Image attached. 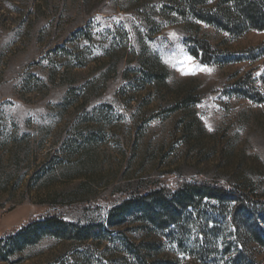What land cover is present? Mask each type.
Listing matches in <instances>:
<instances>
[{"label": "rangeland", "instance_id": "rangeland-1", "mask_svg": "<svg viewBox=\"0 0 264 264\" xmlns=\"http://www.w3.org/2000/svg\"><path fill=\"white\" fill-rule=\"evenodd\" d=\"M229 5L0 0V264H264V30L200 17Z\"/></svg>", "mask_w": 264, "mask_h": 264}, {"label": "trees", "instance_id": "trees-1", "mask_svg": "<svg viewBox=\"0 0 264 264\" xmlns=\"http://www.w3.org/2000/svg\"><path fill=\"white\" fill-rule=\"evenodd\" d=\"M228 1L230 3L229 7H220L214 13L200 17L209 23L218 24L225 30L236 32L238 34L251 29L264 30V0ZM250 52L258 53L259 56L264 57V43L257 48L252 49ZM250 78H253V76ZM261 81L264 86V70L261 76ZM248 88L249 89H244L245 91H242L243 95L258 101L264 100V93L259 87L251 84ZM178 185V190L181 192V201L179 202L184 204L191 203L196 197H199L200 199L209 198L219 201L245 200V197H243L244 193H240L235 185L230 187L223 182H213L207 180L189 181L180 179L178 181ZM170 204L171 203H169V206ZM262 204H264V202ZM51 222L52 219H49L48 224ZM262 222H264V219H262ZM260 241L264 243V239L262 237H260Z\"/></svg>", "mask_w": 264, "mask_h": 264}]
</instances>
